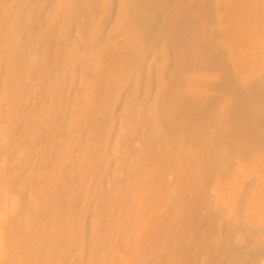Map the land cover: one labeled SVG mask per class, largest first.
Masks as SVG:
<instances>
[{
	"label": "rangeland",
	"instance_id": "obj_1",
	"mask_svg": "<svg viewBox=\"0 0 264 264\" xmlns=\"http://www.w3.org/2000/svg\"><path fill=\"white\" fill-rule=\"evenodd\" d=\"M161 1L0 0V264H264V1Z\"/></svg>",
	"mask_w": 264,
	"mask_h": 264
},
{
	"label": "bare ground",
	"instance_id": "obj_2",
	"mask_svg": "<svg viewBox=\"0 0 264 264\" xmlns=\"http://www.w3.org/2000/svg\"><path fill=\"white\" fill-rule=\"evenodd\" d=\"M162 1H163V0H162ZM162 1H161V3H163ZM169 1H170V0H169ZM173 1H174V0H173ZM173 1H172V3H173ZM205 1H206V0H205ZM207 1H208V0H207ZM263 1H264V0H263ZM153 2H155V1H152V3H153ZM221 2H222V1H221ZM221 2H220V3H221ZM227 2H228V0L226 1V3H227ZM233 2H234V1H233ZM237 2H238V1H236V3H237ZM247 2L249 3L250 0H249V1L244 0V3H247ZM253 2H254V0H253ZM257 2H258V1H256V3H257ZM261 2H262V0H260V3H259V4H261ZM141 3H142V2H141ZM143 3H145V2L143 1ZM167 3H168V2H166V4H167ZM174 3H175V1H174ZM174 3H173V4H174ZM228 3L231 4L232 2H231V3L228 2ZM251 3H252V2H251ZM148 4L150 5L151 3L148 2ZM153 4H154V3H153ZM163 4H164V3H163ZM170 4H171V2H169V8H170ZM229 4H228V5H229ZM241 4H242V3H241ZM252 4H253V3H252ZM257 4H258V3H257ZM233 5H235V4H233ZM236 5H237V4H236ZM239 5H240V2H239ZM261 5H262V4H261ZM263 5H264V2H263ZM164 6H165V4H164L162 7L164 8ZM171 6H172V4H171ZM166 7H167V6H166ZM259 7H260V6H258L257 8L259 9ZM157 8H158V7H157ZM160 8H161V7L159 6V8H158V10H157L158 12L160 11V10H159ZM163 8H162V11H163ZM169 8H166V9L168 10ZM250 8H252V7H250ZM261 8H262V6H261ZM263 8H264V7H263ZM166 9H165V10H166ZM258 9H257V10H258ZM154 11H155V10H154ZM162 11H160V12H162ZM260 11H262V10L260 9ZM260 11H259V13H261ZM163 12H164V11H163ZM167 12H168V11H167ZM167 12L165 11V13H167ZM246 12H247V11H246ZM250 12H251V11H250ZM262 12H264V10H263ZM248 13H249V11H248ZM163 14H164V13H163ZM249 14H250V13H249ZM257 14H258V13H257ZM159 15H160V14H159ZM161 15H162V14H161ZM262 15H263V16H262ZM262 15L259 14V16H260L261 18L263 17V22H264V14H262ZM248 16H249V15H248ZM253 16H254V15H252V19L254 20ZM157 17H158V20L156 19V20H157V21L155 20L156 22H158V21H159V17H162V16H157ZM164 17H165V14H164ZM256 17H257V16H256ZM255 19H257V18H255ZM258 19H259V18H258ZM160 20H161V19H160ZM162 20H163V18H162ZM162 20H161V23H162ZM169 20H170V19H169ZM166 21L168 22L167 19H166ZM256 22H257V21H256ZM259 22H260V20H259ZM161 23H159V24L161 25ZM157 24H158V23H157ZM173 24H175V23H173ZM184 24H185V23H184ZM184 24H183V25H184ZM254 24H256V23L254 22ZM164 25H167V24H164ZM177 25H178V26H177ZM177 25H176V26L179 27V24H177ZM256 25H257V24H256ZM260 25H261V24H260ZM170 26H172V25H170ZM197 26H202V25H197ZM204 26H205V25H204ZM177 27H176V28H177ZM180 27H182V26H180ZM194 27H195V26H194ZM253 27H254V26H253ZM255 27L258 28L259 26H258V27L255 26ZM167 28H168V27H167ZM167 28H166V29H167ZM198 28H199V27H198ZM200 28H201V27H200ZM200 28L198 29V31H201V32H202V30H203V26H202V30H201ZM204 28L207 29V26H205ZM260 28H261V27H260ZM172 29L175 30L174 28H172ZM177 29H178V30H175V32H176L175 34H177V32H178V33H182L183 30L180 31L181 29H180V30H179V28H177ZM251 29H252V28H251ZM193 30H194V29H193ZM207 30H208V29H207ZM244 30H246V28H245ZM249 30H250V29L247 28V31H248V32H249ZM254 30H255V29H254ZM247 31H246V32H247ZM250 31H251V30H250ZM252 31H253V30H252ZM256 31H257V30H256ZM258 31H259V30H258ZM258 31H257V32H258ZM195 32H196V31H195ZM195 32H194V33H195ZM201 32H200V33H201ZM209 32H210V31H209ZM246 32H245V33H246ZM257 32H256V33H257ZM191 33H192V32H191ZM251 33H252V34H253V33L255 34V31H253V32H251ZM202 34H203V32H202ZM257 34H258V33H257ZM181 35H182V34H181ZM199 35H200V34H199ZM207 35H209L208 32H207ZM207 35H206V36H207ZM179 36H180V35H179ZM200 36H201V35H200ZM203 36H204V34H203ZM209 36H210V35H209ZM255 37H256V36H255ZM255 37L253 36V37L249 38L250 40H247V41H248L247 43L245 42V43L247 44V46H245V48H247V49H251V48L254 46L255 49H259V50H260V49H264V32H263V36L261 35L260 37H257V38H255ZM184 38H185V37H183V39H184ZM198 38H200V37H198ZM207 38H208V37H207ZM187 39H188V38H187ZM189 39H190V37H189ZM204 39H205V37H204ZM204 39H202V36H201V40L204 41ZM215 39H216V38H215ZM215 39H214V40H215ZM191 40H194V39L191 38ZM195 40H196V39H195ZM205 40H206V39H205ZM208 40H209V38H208ZM208 40H206V41H208ZM214 40H213V41H214ZM197 41H198V40H197ZM206 41H205V43H206ZM210 41H211V40H210ZM218 41H219V38H218ZM218 41L216 40V42H218ZM233 41H234V42H237V41H235L234 39H233ZM191 42H193V41H191ZM200 42H202V41H200ZM194 43H195V42H194ZM208 43H211V42L208 41ZM214 43H215V41H214ZM245 43H244V45H245ZM198 44H199V43H198ZM202 44H203V43H202ZM237 44H238V43H236V45H237ZM217 45H218V44H216V49H217V47H218ZM223 45H224V44L222 43V46H223ZM205 46H206V45H205ZM226 46L228 47V45H225V47H226ZM206 47H207V46H206ZM206 47H205V48H206ZM212 47H213V46H212ZM237 47H239V44L237 45ZM202 48H203V47H201V50H200V51H202ZM239 48H240V47H239ZM239 48H238V49H239ZM192 49H193V48H192ZM212 49H213V48H212ZM212 49H211V51H212ZM226 49H227V48H225V50H226ZM204 50H206V49H204ZM229 50H230V49H229ZM207 51H208V50H207ZM227 51H228V50H227ZM218 52H219V51H218ZM241 52H242V51H241ZM244 52H246V50H244ZM256 52H259V51L256 50ZM199 53H200V52H199ZM210 53H211V52H210ZM227 53H228V52H227ZM260 53H263V50H262V52H260ZM205 54H206V51H205ZM208 54H209V53H208ZM212 54H213V53H212ZM216 54H217V53H216ZM224 54H225V52H224ZM228 54H229V53H228ZM228 54H227V55H228ZM255 54H256V53H255ZM257 54H258V53H257ZM202 55H203V54H202ZM210 55H211V54H210ZM214 55H215V52H214ZM220 55H221V54H220ZM220 55H219V56H220ZM222 55H223V53H222ZM222 55H221V56H222ZM236 55H237V54H236ZM206 56H207V54H206ZM208 56H209V55H208ZM223 56L226 57V55H223ZM223 56H222V57H223ZM234 56H235V55H234ZM248 56L250 57V59L255 58V57H254V54H251V53H250ZM248 56H247V57H248ZM255 56H256V55H255ZM263 56H264V55H263ZM214 57H215V56H214ZM214 57H210V58H214ZM216 57H217V56H216ZM222 57H221V58H222ZM229 57H230V56H229ZM236 57H238V56H235V59H236ZM240 57H242V56L240 55ZM244 57H245V55H244ZM197 58H198V57H197ZM210 58H209L208 60H210ZM256 58H258V60H259V58H261V57H258V55H257ZM218 59L221 60L220 57H219ZM223 59H224V58H223ZM235 59H234V60H235ZM238 59H239V57H238ZM240 59H241V58H240ZM245 59H246V61H245V65H246V64H247V63H246V62H247V58L245 57ZM245 59H244V60H245ZM261 59L264 60V58H261ZM261 59H260V60H261ZM197 60H198V59H197ZM197 60H195V61L197 62ZM227 60H228V58H227ZM244 60H243V61H244ZM258 60H257V61H258ZM215 61H216V59H215ZM225 61H226V60H225ZM229 61H230V60H229ZM229 61H228V62H229ZM231 61H232V60H231ZM196 62H195V63H196ZM210 62H211V60H210ZM222 62H223V61H221V63H222ZM228 62H227V64H228ZM237 62H238V60H237ZM239 62H240V60H239ZM197 63H198V62H197ZM197 63H196V65H197ZM223 63H224V62H223ZM223 63H222V64H223ZM260 63H261V62H260ZM198 64H199V63H198ZM200 64H201V63H200ZM224 64H225V63H224ZM238 64H239V63H238ZM241 64H243V63H241ZM261 64H262V63H261ZM205 65H206V64H205ZM229 65H230V64H229ZM232 65H233V63H232ZM232 65H231V66H232ZM248 65H249V64H248ZM203 66H204V65H203ZM233 66H234V65H233ZM233 66H232V67H233ZM260 66H262V65H260ZM220 67H221V66H220ZM220 67H219V68H220ZM238 67H239V65L237 66V68H238ZM211 68H212V67H211ZM219 68H218V70L221 71ZM224 68H225V67H224ZM208 69H209V68H208ZM222 69H223V68H222ZM231 69H232V68H230V70H231ZM233 69H235V66H234ZM248 69H250V68H248ZM192 70H193V69H192ZM194 70H197V69H194ZM194 70H193V71H194ZM198 70H201V69H198ZM230 70H229V71H230ZM201 71H202V70H201ZM208 71H209V70H208ZM231 71H232V70H231ZM214 72H215V71H214ZM248 72H249V71H248ZM194 73H196V72H194ZM194 73H193V74H194ZM198 73H199V71H198ZM209 73H210V72H209ZM215 73H217V75H218V72H215ZM219 73H220V72H219ZM226 73H227V72H226ZM226 73H225V74H226ZM249 73H250V72H249ZM223 74H224V73H222V76H223ZM230 75H231V74L228 73V76H229V77H230ZM250 75H251V73H250ZM261 75H262L261 77L258 76V77H259V80L264 81V76H263V74H261ZM219 76L221 77V74H220ZM215 77H216V76H215ZM217 77H218V76H217ZM248 77H249V76H248ZM254 77H255V76H254ZM254 77H253V78H254ZM212 78H213V77H212ZM223 78H224V77H222V79H223ZM216 79H218V78H216ZM216 79H215V80H216ZM249 79H250V78H249ZM249 79H248V80H249ZM232 80H233V79H232ZM248 80H247V81H248ZM255 80H256V79H255ZM212 81H214V79H213ZM219 81H222V80L220 79ZM250 81H251V80H250ZM256 81H257V80H256ZM232 82H233V81H232ZM257 82H258V81H257ZM204 83H205V82H204ZM213 83H214V82H213ZM218 83H219V82H218ZM218 83H217V84H218ZM226 83H227V82H226ZM229 83H230V82H229ZM234 83H235V82H234ZM251 83H253V82H251ZM205 84H206V83H205ZM217 84H215V85H217ZM207 85H209V83H208ZM210 85H211V82H210ZM210 85H209V87H210ZM227 85H229V84H227ZM227 85L225 84V86H227ZM230 85H231V84H230ZM230 85H229V86H230ZM233 85H234V84H233ZM255 85H256V84H255ZM257 85H258V84H257ZM201 86H202V85H201ZM218 86H219V85H217L216 87H218ZM214 87H215V86H214ZM227 87H228V86H227ZM231 87H232V86H231ZM251 87H252V86H251ZM254 87H255V86H254ZM221 88H223V87H221ZM242 88H243V87H242ZM242 88H240V90H241ZM262 88H264V86H262ZM201 89H204V86H203V88L201 87ZM205 89H206V88H205ZM205 89H204V90H205ZM215 89H219V88H215ZM228 89H229V88H228ZM236 89H237V88H236ZM243 89H244V88H243ZM246 89H248V87H247ZM246 89H244V90L247 91ZM254 89H255V88H254ZM256 89H258V88H256ZM211 90H212V89H211ZM221 90H223V89H221ZM250 90H253V88L250 89ZM250 90L248 89V91H250ZM261 90H263V89H261ZM230 91H231V90H230ZM248 91H247V93H248ZM254 91H255V92H254V95H255L256 90H254ZM209 92H210V91H209ZM235 92H236V91H235ZM237 92H238V91H237ZM237 92H236V93H237ZM210 93H211V92H210ZM219 93H220V91H219ZM233 93H234V92H233ZM250 93H251V92H250ZM261 93H263V92H261ZM237 94H238V93H237ZM239 94H240V93H239ZM244 94H246V92H245ZM248 94H249V93H248ZM256 94H260V93H259V89H258V93H256ZM215 95H216V94H215ZM218 95H219V94H218ZM232 95H233V94H232ZM249 95H250V94H249ZM262 95H263V94H262ZM228 96H229V95H228ZM239 96H240V97H239ZM239 96H236V95H235V97H237V98H238V97L241 98L242 95H239ZM226 97H227V96H226ZM243 97H245V95H243ZM249 97H250V96H249ZM210 98H211V96H210ZM210 98H209V99H210ZM213 98H214V97H213ZM239 98H238V99H239ZM245 98H246V97H245ZM245 98H241V100H242V99L244 100ZM191 99H193V98H191ZM191 99H190V101H191V105H193ZM207 99H208V98H207ZM207 99H206V102H207ZM216 99H217V98H216ZM235 99H236V98H235ZM235 99H234V100H235ZM261 99H263V98L260 97V100H261ZM195 100H196V98H195ZM197 100H198V97H197ZM197 100H196V101H197ZM200 100H203V99H200ZM225 100H227V99H225ZM225 100H224V106H225ZM230 100H231V99H230ZM241 100H240L239 103H241V105H242V101H241ZM247 100H248V99H247ZM255 100H256V99H255ZM258 100H259V99H258ZM214 101H215V99H214ZM228 101H229V100H228ZM244 101H246V100H244ZM199 102L202 103L201 101H199ZM218 102H220V101H218ZM246 102H247V101H246ZM246 102H245V104L243 103V105H242L243 108H245L246 105H248V104H246ZM197 103H198V102H197ZM220 103L222 104L223 101H221ZM250 103H251V102H250ZM250 103H249V106L251 105V107H252L253 104H252V103L250 104ZM260 103H261V102H260ZM206 104H207V103H206ZM255 104H256V103H255ZM194 105H195V103H194ZM200 105H201V104H200ZM202 105H205V103H204V104L202 103ZM241 105H240L239 108H241ZM244 105H245V107H244ZM257 105H258V103H257ZM262 105H263V104H262ZM195 106H196V105H195ZM219 107H220V106H219ZM221 107H222V106H221ZM236 107H238V106L236 105ZM247 107H248V106H247ZM247 107H246V108H247ZM251 107H249V108L251 109ZM253 107H254V106H253ZM260 107H261V106H260ZM260 107L257 106V110L261 109ZM263 108H264V105H263ZM210 110H211V109H210ZM252 110H255V109H252ZM252 110H248V108H247V109H246V113L249 112V111L252 112ZM257 110H255V111H257ZM204 111H205V110H204ZM212 111H214V110H212ZM212 111H210V112H212ZM255 111H254V114H255ZM207 112H208V111H207ZM219 112H220V111H219ZM221 112H222V111H221ZM257 112H258V111H257ZM260 112H262V111H260ZM213 113H214V112H213ZM241 113H242V112H241ZM198 114H199V113H198ZM205 114H206V113H205ZM205 114H204V115H205ZM208 114H209V113H208ZM210 114H211V113H210ZM216 114H217V113H216ZM216 114H215V116H218V115H219V113H218L217 115H216ZM250 114H251V113H250ZM258 114H259V113H258ZM258 114H257V115H258ZM206 115H207V114H206ZM212 115H214V114H212ZM212 115H211V116H212ZM255 115H256V114H255ZM255 115H254V116L252 115V118H253V119L250 118L251 120H250L249 122L244 123V126H241V125H240L241 127H244L245 130H249V131L251 132V135H249V138L252 136V137H251L252 139H253L254 137H258V138H259V137L261 138V136L264 137V128H262L263 126H262L261 128H260L259 126L257 127V124H258V121H259L257 118H258L259 116L256 115V116H257V118H256ZM259 115H260V114H259ZM246 116H247V115H246ZM250 116H251V115H250ZM260 116H261V115H260ZM212 117H213V116H212ZM254 117H255V118H254ZM262 117H263V116H261V118H262ZM198 118H199V117H198V115H197V120H198ZM200 118H201V117H200ZM208 118H210V117H208ZM236 118H237V117H236ZM241 118H242V117H241ZM261 118L259 117V119H261ZM202 119H204V117H203ZM211 119H212V118H211ZM213 119H214V117H213ZM215 119H216V118H215ZM215 119H214V120H215ZM218 119H219V118H218ZM237 119H238V118H237ZM262 119H264V118H262ZM200 120H201V119H200ZM241 120H242V119H241ZM247 120H248V118H247ZM215 121H216V120H215ZM229 121H230V120H229ZM232 123H233V122H232ZM242 125H243V124H242ZM208 126H209V125H208ZM203 128H204V127H203ZM205 129H206V127H205ZM206 130H207V129H206ZM241 132H242V130L240 131V134H241ZM238 135H239V134H238ZM243 135L245 136V133H243ZM244 136H242V138H243ZM224 137H225V136H224ZM238 138L240 139V136H239ZM251 138H250V139H251ZM227 139H229V138L227 137ZM227 139L225 138V140H227ZM252 139H251V141L255 142V141H254L255 139H253V140H252ZM261 139H262V138H261ZM261 139H260V140H261ZM229 140H230V139H229ZM257 140H258V139H257ZM231 141H232V140H231ZM249 141H250V140H249ZM258 141H259V140H258ZM224 142H225V141H224ZM244 142H245V140H244ZM227 143H229V142H227ZM263 143H264V139H263ZM234 144H235V143H234ZM241 144H242V143H241ZM249 145H250V144H249ZM225 146H226V145H225ZM262 146H263V145H262ZM250 147H251V145H250ZM254 147H255V148H254ZM256 147H257L256 145H253V148H254V149H259V148H256ZM259 147H260V149H261V146H259ZM231 149H233V148L231 147ZM235 149H236V148H235ZM249 150H250V149H249ZM253 151H254V150H253ZM234 152H235V151H234ZM237 152H238V154H239V151H237ZM246 152H247V151H245V149L241 152L242 155H243V157H244L242 162H244L245 165L248 164L247 159L251 160L250 158H247V159H246V157H245ZM260 152H262V151L260 150ZM263 152H264V151H263ZM232 153H233V152H232ZM233 154H234V153H233ZM235 154H237V153H235ZM259 154H261V153H259ZM240 155H241V154H240ZM233 156H234V155H233ZM259 157H261V156L259 155ZM241 158H242V157H241ZM256 158H257V157H255V161H256ZM261 158H262V157H261ZM255 161H254V162H255ZM249 164H252V163H249ZM259 165H260V164H259ZM247 166H248V165H247ZM253 166H256V164H253ZM257 167L260 168L261 166L259 167V166L257 165ZM257 167H256V168H257ZM221 168L224 169L225 167H221ZM248 168H249V167H248ZM262 168L264 169V167H262ZM225 169H226V168H225ZM238 169H239V168H238ZM254 169H255V168H254ZM227 170H230V169H227ZM240 170H241V169H240ZM257 170H258V169H256V171H257ZM224 171H225V170H224ZM235 171H237V169H236ZM242 171L244 172V170H242ZM261 171H262V169H261ZM222 172H223V171H222ZM231 172H232V171H231ZM254 172H255V171H254ZM212 173H213V172H212ZM226 173H227V171H226ZM226 173H225V174H226ZM232 173H233V172H232ZM257 173H258V172H257ZM259 173H260V171H259ZM246 174H247V172H246ZM222 175H224V172H223ZM248 175H249V174H248ZM260 175H261V174H260ZM224 176H225V175H224ZM258 177H259V176H258ZM261 177H262V176H261ZM239 178H241V177H239ZM244 178H245V177H244ZM251 178H252V177H251ZM262 178H263V177H262ZM262 178H261V179H262ZM247 179H248V177H247ZM249 179H250V176H249ZM217 180H219V179H217ZM243 180H244V179H243ZM248 181H251V179L248 180ZM252 181H253V179H252ZM261 181H262V180H261ZM221 182H223V181H221ZM230 183H231V181H230ZM245 183H247V182H245ZM245 183H244V184H245ZM253 184H254V183H253ZM213 185H214V184H213ZM213 185H212V186H213ZM216 185H218V182H217ZM225 185H227V184H225ZM235 185H236V184H235ZM245 186H246V185H245ZM253 186H254V185H253ZM226 187H227V186H226ZM233 187H234V186H233ZM256 187H257V186H256ZM219 188L221 189V187H219ZM222 188H223V187H222ZM224 188H225V187H224ZM236 188H237V185H236ZM236 188H235V189H236ZM241 188H242V187H241ZM243 188H244V187H243ZM243 188H242V189H243ZM254 189H255V187H254ZM260 189H261V188H260ZM213 190H214V189H213ZM221 190H223V189H221ZM221 190H220V191H221ZM226 190H227V189H226ZM228 190H229V189H228ZM233 190H234V189H233ZM243 190H245V189H243ZM246 190L248 191V189H246ZM252 190H253V189H252ZM211 191H212V190H211ZM215 192H216V190H215ZM250 192H251V191H250ZM260 192H262V191H260ZM252 193H253V192H252ZM216 194H217V193H216ZM246 195H247V193L245 194V197H246ZM249 195H251V193H250ZM216 196H217V195H216ZM243 196H244V193H243ZM245 197H244V198H245ZM247 197H248V196H247ZM223 198H224V197H223ZM242 198H243V197H242ZM244 198H243V199H244ZM249 198H250V197H249ZM232 199H233V198L231 197L230 200H232ZM256 200H257V198H256ZM207 201H208V200H207ZM215 201H216V200H215ZM223 201H224V200H222L221 202L223 203ZM248 201H249V200H248ZM258 201H259V200H258ZM224 202H225V201H224ZM243 202H245V201H243ZM250 202H251V201H250ZM206 203H207V202H206ZM210 203H211V202H210ZM215 203H216V202H215ZM217 203H218V202H217ZM248 203H249V202H248ZM248 203H247V206H248ZM224 204H225V203H224ZM255 204H257V203H254V205H255ZM228 205H229V204H228ZM218 206H219V205H218ZM256 206H257V205H255V208H258V207H256ZM258 206H259V205H258ZM227 207H228V206H227ZM241 208H242V206H241ZM245 209L247 210V207H246V206H245ZM245 209H244V212H245ZM244 214H245V213H244ZM220 216H221V215H220ZM220 216H219V218L221 219ZM213 217H214V216H213ZM242 217H243V219H244V216H242ZM214 218H215V217H214ZM208 219H209V218H208ZM220 219H219V220H220ZM214 221H215V220H214ZM214 221H213V222H214ZM220 221H221V220H220ZM251 222L254 224L253 226L256 225L257 228H258V226H262V225H264V210H260L257 219H255L254 221L251 220ZM209 224H210V223H209ZM245 226H248V225L245 224ZM249 226H250V225H249ZM249 226H248V227H249ZM251 226H252V225H251ZM256 226H255V228H256ZM206 227H207V226H206ZM206 227H204V228H206ZM243 227H244V226H243ZM207 228H208V227H207ZM259 229H261V228H259ZM235 230H236V229H235ZM262 230H263V229H262ZM232 235L237 236L235 233H233ZM259 236H260V235H259ZM232 237H233V236H232ZM263 238H264V237H263ZM234 239H235V237H234ZM234 239H233V241H234ZM239 240H240V239H239ZM236 241H237V240L235 239L234 243H235V244H238L239 242H238V241L236 242ZM240 243H241V242H240ZM240 243H239V246H238V245H234V246L240 248ZM248 243H249V242H248ZM248 243H247V244H248ZM253 243H254V242H253ZM241 244H242V243H241ZM239 248H237V249H239ZM234 249H235V247H234ZM234 251H235V250H234ZM234 251H233V253H235ZM222 254H223V252H222ZM236 254H237V253H236ZM239 254H240V253H238V255H239ZM243 254H244V253H243ZM257 254H258V253H257ZM231 255H232V253H231ZM233 255H234V254H233ZM240 255H241V254H240ZM239 257H240V258H243L242 256H239ZM257 257H258V256H257ZM232 259H233V258H232ZM239 260H241V259H239ZM242 260H243V259H242ZM242 260H241V262H242ZM237 262H238V261L236 260L235 263L238 264L239 262H238V263H237ZM220 263H221V262H220ZM233 263H234V259H233ZM235 263H234V264H235ZM243 263H244V262H243Z\"/></svg>",
	"mask_w": 264,
	"mask_h": 264
}]
</instances>
